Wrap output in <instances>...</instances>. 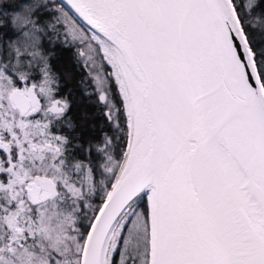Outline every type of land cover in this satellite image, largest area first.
I'll list each match as a JSON object with an SVG mask.
<instances>
[{"label":"snow or ice","instance_id":"snow-or-ice-1","mask_svg":"<svg viewBox=\"0 0 264 264\" xmlns=\"http://www.w3.org/2000/svg\"><path fill=\"white\" fill-rule=\"evenodd\" d=\"M0 264H264V0H0Z\"/></svg>","mask_w":264,"mask_h":264}]
</instances>
